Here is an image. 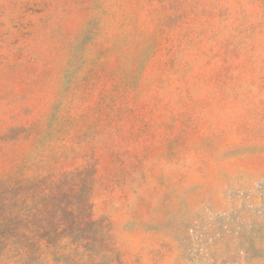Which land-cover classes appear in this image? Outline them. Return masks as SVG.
I'll return each instance as SVG.
<instances>
[{
	"label": "rangeland",
	"instance_id": "1",
	"mask_svg": "<svg viewBox=\"0 0 264 264\" xmlns=\"http://www.w3.org/2000/svg\"><path fill=\"white\" fill-rule=\"evenodd\" d=\"M0 264H264V0H0Z\"/></svg>",
	"mask_w": 264,
	"mask_h": 264
}]
</instances>
